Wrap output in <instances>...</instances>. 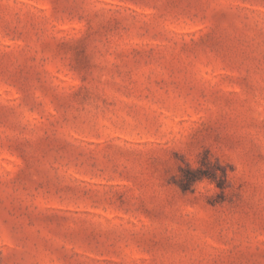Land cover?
Returning a JSON list of instances; mask_svg holds the SVG:
<instances>
[{"label":"rangeland","instance_id":"obj_1","mask_svg":"<svg viewBox=\"0 0 264 264\" xmlns=\"http://www.w3.org/2000/svg\"><path fill=\"white\" fill-rule=\"evenodd\" d=\"M0 264H264V0H0Z\"/></svg>","mask_w":264,"mask_h":264},{"label":"clouds","instance_id":"obj_2","mask_svg":"<svg viewBox=\"0 0 264 264\" xmlns=\"http://www.w3.org/2000/svg\"><path fill=\"white\" fill-rule=\"evenodd\" d=\"M204 184V181L203 182H200L199 185H203ZM195 187V193H197L198 191H202V187H197V186H194ZM211 187H214L213 185H211Z\"/></svg>","mask_w":264,"mask_h":264},{"label":"trees","instance_id":"obj_3","mask_svg":"<svg viewBox=\"0 0 264 264\" xmlns=\"http://www.w3.org/2000/svg\"><path fill=\"white\" fill-rule=\"evenodd\" d=\"M191 181L194 180V179H190Z\"/></svg>","mask_w":264,"mask_h":264}]
</instances>
